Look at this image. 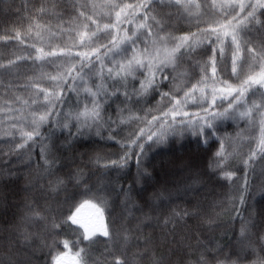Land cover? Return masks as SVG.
<instances>
[{
  "label": "trees",
  "instance_id": "obj_1",
  "mask_svg": "<svg viewBox=\"0 0 264 264\" xmlns=\"http://www.w3.org/2000/svg\"><path fill=\"white\" fill-rule=\"evenodd\" d=\"M107 2L108 0H76L74 7L71 0H0V37L7 38L0 39V64H7L18 56L30 54L35 57V48L30 47L33 44L44 51L71 48L73 52H90L99 43H106V40H101L93 42L89 47L80 46L79 33L86 31L83 24L88 23L92 31L95 26L79 17V10L91 15L102 27L105 23L115 22L116 10H111V16L106 15L110 11L104 7ZM118 2L121 5L138 4L141 0ZM195 3L201 4L200 10H204V0H195ZM81 4H87V8L80 9ZM41 7L47 10L40 12ZM169 11L174 12L176 9L158 8L157 18L165 16ZM192 11H197L195 6ZM140 22L142 17L135 21L136 24ZM170 22L175 25L173 34L177 36L198 31L195 19L191 23L187 20L177 22L173 17ZM128 27L131 29L133 25ZM199 27H208V24L202 23ZM168 30L172 29H166ZM17 32L21 34L23 43L15 39ZM37 33L42 34L43 40ZM210 56L209 48L204 56L196 59L207 60ZM228 56V68H231V51ZM78 60L79 57H76L71 63ZM50 64L21 60L10 69L0 70V264H51L52 255L67 251L63 246L64 240L75 242L74 245L70 244L72 253L81 248L87 251V264H116L117 258L127 261V264H156L157 260L160 264H195L205 249H219L217 253L209 254V264H216L217 260L224 258L225 253L232 260L240 256L239 264H256L259 259L264 258V159H258L253 169H246L243 160L252 148L245 150L242 159L233 163L232 172L235 175L231 180L209 169L213 154L219 147V140L214 137L204 145L191 134L169 137L164 144H153L139 170L146 171V176H138L134 160L123 170H106L93 166L90 160L97 154L105 156V161H102L104 163L117 159L124 150L119 144L95 135L73 139L69 143L67 130L55 133V146L51 151L59 163L52 174L44 173L39 148L26 149L19 158L9 155L10 149H14L15 144L21 141L17 138L13 141V137L6 136L5 133L12 124L20 123L22 115L33 110L22 101L30 104L32 99H37L36 91L23 85L31 80L40 87L51 90L53 86L48 77L56 74ZM68 66L70 64L64 59L62 71ZM210 68L211 65L209 71ZM186 69H189V65L182 64L177 71L183 72ZM199 79L200 71L195 69L187 88H191ZM95 82L100 81L96 79ZM234 82L239 83L238 80ZM135 83L139 87V82ZM168 89L169 86L165 83L161 90ZM17 97H20L19 101ZM38 98L43 101V94L40 93ZM121 99L122 96L109 101L107 111L113 117L117 106L122 107ZM67 100L68 105L74 107L77 97L74 93H69ZM159 100V94L154 93L147 98L146 103L129 105L134 114L144 118L145 123L136 121L131 126H124L118 138L127 137L141 127L146 128L147 120L167 110L169 105L157 110ZM85 102L82 96L81 108ZM141 107L143 111H138ZM18 109H23V112ZM150 109L151 113L146 115ZM68 110L69 107L65 106L64 111ZM75 130V127L71 129L73 132ZM42 131L47 134L48 128L44 127ZM104 135L107 136L108 133L105 132ZM29 152L33 156L30 163L27 162ZM78 171L86 174L85 183L93 190L101 184L109 188L111 219L115 220L114 224H110L111 239L98 236L94 242L84 241L83 229L67 220L75 207L89 198L82 190L83 185L77 187L74 180H69ZM56 178L66 181L64 189L58 193L52 192L49 186ZM120 186L132 189L130 216L121 203L124 194L112 191ZM187 186H191V189L185 192ZM161 193L165 196L171 194V198L157 204ZM242 195L245 198L243 204L240 202ZM133 204L135 207H132ZM173 209L195 210L197 214L165 227L163 221ZM36 212L46 219H29ZM53 216L56 217L55 222L61 224L55 231L51 226ZM208 221L212 223L209 224ZM245 223H248V232L241 237V229ZM125 228L131 230L132 237L127 243L121 239ZM145 240L148 241L147 244L144 243ZM53 241L56 242V247H51ZM145 249L147 254L141 256Z\"/></svg>",
  "mask_w": 264,
  "mask_h": 264
},
{
  "label": "snow or ice",
  "instance_id": "obj_2",
  "mask_svg": "<svg viewBox=\"0 0 264 264\" xmlns=\"http://www.w3.org/2000/svg\"><path fill=\"white\" fill-rule=\"evenodd\" d=\"M71 2L75 7L76 0ZM193 6L197 9L196 12L192 11ZM104 7L110 10L106 13L108 16H111V10H116L115 22L105 23L102 27L91 15L79 10V17L95 26V30L92 31L88 23L83 24L86 31L79 33L80 46L89 47L93 42L107 41L99 43V46L92 48L90 52H73L71 48L44 51L33 44L30 47L35 48L37 53L35 57L30 54L18 56L15 60H9L7 64H0V70L10 69L21 60L46 64L57 58H64L70 64L64 71L48 77L53 86L51 90L42 88L31 80L23 85L25 88L32 87L37 93V99H32L30 104L28 101H22L33 110L19 118L21 127L14 123L5 133L6 136L13 137L14 141L12 129H16L21 141L15 144L14 149H10L9 155L19 158L26 149L39 148V159L43 162L44 173L52 174L59 163L51 151L55 146V133L67 130L69 143L73 139L95 135L119 144L124 150L117 159L104 163L102 161H105V156L97 154L90 160L93 166L106 170L109 168L123 170L134 160L138 176H146L148 175L146 171L139 170L153 144H164L169 137L191 134L204 145L214 137L219 139V147L213 154L209 169L212 172L220 171L223 178L231 180L235 173L225 169L238 155V145L233 147L232 151H228L229 145L225 139L218 137V128L224 121L232 120L246 121V131L258 129L255 136L239 134L241 143L255 142V147L243 160L245 168L253 169L258 159H264V0H210V2L204 0L203 11L200 10L202 5L195 3V0H141L138 4L123 5L118 0H108ZM165 7L174 8L176 11H169L165 14L166 18L161 16L158 19V8ZM86 8L87 4L80 5V9ZM46 10L41 7L39 11ZM139 17H142V22L136 24L135 21ZM173 17L177 22L187 20L191 23L195 19L198 31L174 35L175 25L170 22ZM202 23L208 24V27H199ZM129 25L133 27L129 29ZM37 36L43 40L41 33H37ZM109 36L111 39H107ZM15 39L24 42L19 32L16 33ZM209 48L211 56L207 60L196 59L198 56H204ZM229 51H231L230 74ZM76 57H79V60L71 63ZM182 64H188L189 69L178 72L177 69ZM195 69H199L200 79L192 84L191 88H187ZM229 75L231 80H238L239 83L225 79V76ZM96 79L100 82L96 83ZM136 81L139 82V87L136 86ZM165 83L169 86L168 91L161 90ZM185 88L187 91H184ZM182 91L183 96H180ZM40 93L43 94V101L38 98ZM69 93H74L77 97L74 107L68 105ZM154 93L160 96L157 110L169 105L167 110L147 120L146 128L141 127L139 131L131 132L127 137L118 138L124 126H131L136 121L145 123L144 118L134 114L129 105L146 103L147 98ZM82 96L86 102L81 108ZM121 96L122 107L117 106L116 115L113 117L107 111L110 107L109 101L114 97L119 99ZM252 97L257 99H250ZM16 99L19 101L20 97ZM189 105H196L200 110L184 111ZM65 106L69 107L68 111H64ZM18 111L23 112V109ZM138 111H143V108H139ZM150 113L151 109L146 115ZM25 127L31 130L25 131ZM44 127L48 128L47 134L42 131ZM73 127L76 129L74 132L71 131ZM153 128L156 130L153 131ZM105 132L108 133L107 136L104 135ZM232 144L235 145L236 141H232ZM32 159L33 156L29 152L27 162L30 163ZM69 180H74L77 187L83 185L82 190L89 198L80 202L67 220L83 229L84 241L94 242L98 236L111 239L110 224H114L115 220L111 219V194L108 186L101 184L93 190L85 183L86 174L79 171L69 177ZM65 183L64 179L56 178L49 186L52 192L58 193L64 189ZM247 183L246 180V187ZM190 189L191 186H187L184 191ZM112 191L124 194L121 203L130 216L131 187L126 189L120 186ZM170 198L171 194L165 196L161 193L157 204ZM240 202L242 204L245 202L243 195ZM85 210L87 215H84ZM196 214L195 210L173 209L171 214L165 217L163 225L165 227L170 223L175 225ZM29 219L44 220L46 217L36 212ZM55 220L56 217L53 216L51 226L54 231L61 226ZM130 232V229L125 228L121 236L125 243L132 238ZM247 232L248 223H245L240 236L244 237ZM144 243L147 244L148 241L145 240ZM70 244L74 245L75 242L63 241L67 251L52 255L51 264H87V251L81 248L72 253ZM51 247H56L55 241ZM218 251L219 249H205L195 264H209V254ZM146 254L147 249L140 255ZM240 259L241 257L237 256L232 260L230 255L225 253L224 258L217 260L216 264H239ZM116 264H127V261L117 258ZM156 264H160V261L157 260ZM256 264H264V258L259 259Z\"/></svg>",
  "mask_w": 264,
  "mask_h": 264
},
{
  "label": "rangeland",
  "instance_id": "obj_3",
  "mask_svg": "<svg viewBox=\"0 0 264 264\" xmlns=\"http://www.w3.org/2000/svg\"><path fill=\"white\" fill-rule=\"evenodd\" d=\"M108 39V38H107ZM258 43V42H257ZM59 65H63L64 66V58H57L55 59L49 66H53L55 74H57L58 72H62V68L63 67H58ZM228 72L229 74L231 73V68H228ZM210 74V71H209ZM225 79H230V82L235 83L234 80H231L230 75L229 76H225ZM241 79H243V74L241 75ZM237 81V80H235ZM187 91V90H186ZM180 96H183V91L180 92ZM250 99H257L255 97H252ZM226 106V105H225ZM43 109H41L42 111ZM199 107L196 105H189L188 107H186L184 109V111H188V112H197L199 111ZM17 127H21V123L17 124ZM247 128V124L246 121H232V120H226L223 123H221L219 125L218 128V137L225 139L226 144L229 145L228 147V151H232L233 147H237V152L238 155H236L231 163L229 164L228 168L225 169L226 171H232V166L233 163H236L238 161H240L242 159V154L245 150L249 149V148H254L255 147V142L253 141L251 144L245 142V143H241L240 142V138H239V134H243L244 136H248V135H257L258 133V129L255 131H246L245 129ZM25 131H30V128L25 127L24 128ZM13 132H15V138L19 139V134L16 131V129H13ZM216 138V137H215ZM219 140V139H218ZM232 141H236V144L233 145ZM220 175V171H217ZM84 215H87V210H85Z\"/></svg>",
  "mask_w": 264,
  "mask_h": 264
}]
</instances>
